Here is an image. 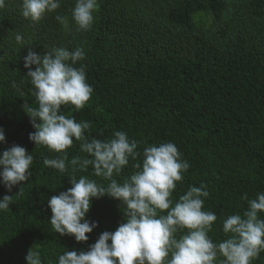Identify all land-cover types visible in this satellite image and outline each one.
Instances as JSON below:
<instances>
[{
  "label": "trees",
  "instance_id": "16d2710c",
  "mask_svg": "<svg viewBox=\"0 0 264 264\" xmlns=\"http://www.w3.org/2000/svg\"><path fill=\"white\" fill-rule=\"evenodd\" d=\"M4 3L0 129L5 140L0 152L19 145L33 163L29 180L11 192L0 181V198L13 195L15 201L0 210V264H27L30 248L39 252L41 264H58L64 252L87 251L102 232H114L125 222L121 202L104 195L92 198L85 214L97 225L86 242L52 228L48 199L70 188L69 179L85 176L102 186L109 180L93 175L91 165L81 171L69 164L76 156L90 158L80 151L81 141L73 138L72 147L56 153L28 139L35 129L26 111L38 102L25 75L29 46L17 44V34L39 55L52 47L83 49L85 57L74 67L84 66L91 98L80 110L63 105L61 113L90 122L89 141H106L122 131L138 142L137 160L130 158L113 179L123 182L136 171L132 164L142 163L145 147L173 143L189 164L173 190V204L189 186L205 185L209 195L202 198V210L217 216L208 236L214 243L226 239L223 221L233 214L243 218L248 208L241 197L264 193V0H97L87 31H77L72 19L76 0H59L60 7L35 24L21 15L22 0ZM57 15L67 17V27ZM63 155V173L44 166L45 157ZM258 218L264 220V213ZM186 231L179 230L176 238ZM221 260L218 256L214 264ZM251 264H264V251Z\"/></svg>",
  "mask_w": 264,
  "mask_h": 264
},
{
  "label": "clouds",
  "instance_id": "9594fccd",
  "mask_svg": "<svg viewBox=\"0 0 264 264\" xmlns=\"http://www.w3.org/2000/svg\"><path fill=\"white\" fill-rule=\"evenodd\" d=\"M5 6L0 0V8ZM60 7L59 0H22L21 15L35 24L44 18L46 12ZM98 11L97 0H76L72 19L77 31H87L93 22L92 13ZM56 20L67 27V17L57 15ZM17 44L29 46L23 57L25 74L34 87L33 95L38 107H28L26 114L35 129L28 139L35 146L43 145L56 153H64L72 147L73 138L81 141L80 151L90 158L73 157L69 164L85 171L91 165L93 175L109 180L107 186L81 176L71 178V187L48 199L51 210L50 224L61 236H73L77 242H86L87 233L97 226L89 223L85 214L90 209L92 198L108 195L123 205L125 222L114 232H102L87 251H66L58 258V264H214L217 257H223L220 264H251L264 251V220L258 213H264V193L255 199H246L248 208L239 214L229 215L222 224L227 236L222 242L214 243L208 236L217 216L204 211V200L209 193L205 185L189 186L185 194L173 204L172 193L177 182L183 180L182 173L189 164L181 159L177 147L171 143L150 145L143 149L142 163H133L135 169L123 182L113 179L129 164L136 161L138 142L129 140L126 133L116 131L113 138L90 141L85 133L90 122H76L74 117L61 113L63 105L82 109L91 98L93 89L86 83L84 66L74 67L85 57L81 47L69 51L52 47L39 55L20 34L15 36ZM35 65V69H32ZM15 88V82L12 83ZM5 140L0 129V142ZM67 156L43 159L46 167L63 173ZM33 156L22 146L13 144L0 152V181L11 192L17 184L29 180ZM20 189L15 193L19 196ZM13 195L0 198V210H6L14 203ZM166 214H160L165 213ZM83 221V222H81ZM186 233L176 238L179 230ZM110 241V243H109ZM170 254V258H169ZM27 264H41L39 252L30 248L25 256Z\"/></svg>",
  "mask_w": 264,
  "mask_h": 264
}]
</instances>
